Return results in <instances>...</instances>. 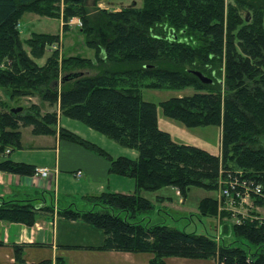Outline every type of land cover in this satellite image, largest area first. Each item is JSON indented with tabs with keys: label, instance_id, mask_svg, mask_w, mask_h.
<instances>
[{
	"label": "trees",
	"instance_id": "16d2710c",
	"mask_svg": "<svg viewBox=\"0 0 264 264\" xmlns=\"http://www.w3.org/2000/svg\"><path fill=\"white\" fill-rule=\"evenodd\" d=\"M141 0L140 8L100 12V29L108 36L99 42L89 24L84 0H0V89L9 101L38 95L60 115L79 121L119 146L136 151V157L111 158L95 144L64 128H56L57 112L43 115L12 112L0 101V154L19 148L20 128L32 135L53 136L76 144L106 159L108 173L129 178L132 194L104 192L87 198L96 211L56 209V215L79 221L102 232L100 250L148 253L149 264H164L167 257L214 260L215 264H264V220L237 216L221 226L220 237L185 233L163 223L150 224L152 204L137 192L173 187L184 198L191 187L216 190L221 173H236L261 185L264 195V0ZM80 21L87 48L94 51L97 73H68L58 78V62L48 57L38 66L22 48L17 29L24 13ZM241 11L248 16L242 17ZM179 35V36H178ZM55 39L33 34L24 42L33 58L43 56L45 44ZM91 68L89 60H62L66 67ZM198 72L210 80L202 83ZM148 83H144L145 80ZM53 84V85H52ZM53 86V87H52ZM192 88L186 96L157 104L143 101L140 88ZM163 116L192 128H220L219 155L192 145L179 144L156 124V108ZM31 109L36 108L30 106ZM34 166L0 157V172L31 176ZM217 201L203 198V217L230 218L217 211ZM51 206L31 200L0 201V221L32 225L39 217L51 218ZM256 215V214H252ZM233 237L225 242L228 237ZM15 260L19 246H12ZM57 258L55 264H63ZM36 264H51L42 261Z\"/></svg>",
	"mask_w": 264,
	"mask_h": 264
},
{
	"label": "rangeland",
	"instance_id": "374dc122",
	"mask_svg": "<svg viewBox=\"0 0 264 264\" xmlns=\"http://www.w3.org/2000/svg\"><path fill=\"white\" fill-rule=\"evenodd\" d=\"M263 1V0H262ZM225 5H233L231 0H224ZM84 5L87 9L89 24L94 26L96 35L99 36V42L104 44L107 40V34L100 29V23L104 18L100 12L102 10L106 12H115L123 8H140L141 0H84ZM63 5L60 4L59 9L56 11L55 17H47L42 15H36L32 13H24L18 20L17 29L19 33V39L22 42V48L25 50L31 60L34 61L38 66H42L46 58H56L58 62V78L54 81V87L58 90L60 88V78L68 73H80L83 76H94L98 71L96 69L97 63L94 60V51L87 48L85 45L84 38L80 33L81 24L80 21L75 17L68 18L64 21L62 17ZM242 17H247L246 11H241ZM264 25V17H263ZM33 34H44L54 37L53 41L49 44H45L41 49L43 56L39 58H33L29 55V50L24 44ZM179 36V35H178ZM79 57L89 60L91 68L87 67H66V70L59 69L61 61L68 58ZM264 71V68H263ZM149 80H145L144 83H148ZM52 86V87H53ZM140 94L143 101L157 104L160 101L169 99L171 97L186 96L193 93V89L186 87L181 89H149L140 88ZM0 101L6 103L12 109L20 108L18 111L20 115L31 114L43 115L45 112L56 111L59 112L55 106H50L46 102L40 100L38 95L34 96H19L14 97L11 101L8 100L0 89ZM30 106L37 107L36 112L31 109ZM60 123L62 127H68L71 131L85 140L94 143L96 146L103 147L111 156L118 157L123 156L129 159L136 157V151L131 148L119 146L114 141L108 139L102 134L89 129L79 121L70 119L68 117H60ZM156 124L157 127L166 132L172 141L192 145L198 148H202L208 153H216L219 146V127L218 126H199V127H186L182 123L167 118L162 115L160 109L156 108ZM30 127L20 128L19 148H16L10 152L11 156H7V150L0 154L3 156L10 157L9 159H33L37 156V153L27 152L25 148L19 150L22 144L30 143L32 138ZM39 142V141H38ZM217 154L216 156H218ZM237 173H241L239 170ZM220 173V172H219ZM230 175L235 174L233 172H227ZM240 176V179L244 180L248 185L245 191L238 192V197H219V190H223L224 185L220 186L219 182L222 181L220 174L216 181V190H205L198 187H191L185 194L184 198L179 192L173 187H162L155 191H143L137 192L141 197L147 199L153 206V211L149 216V223H163L165 226L184 231L185 233H193L195 235H206L209 237H216L218 241L220 237L221 226L224 223L233 224L237 221V216L241 218L248 217L249 219H263L264 220V195L256 194L255 186L261 188V185L254 183L251 180L245 179ZM127 182L133 181L129 178ZM262 191V188H261ZM134 192V188H133ZM132 192V193H133ZM131 193V194H132ZM203 198H212L217 201V211L224 210L230 214V218L220 219L217 217H203L198 213L199 202ZM9 201V200H8ZM20 201V200H19ZM88 202V201H87ZM77 209H86L96 211L91 202L86 205H79L77 201ZM86 207V208H83ZM82 210V211H87ZM252 214H256L255 216ZM233 237H228L225 242H229ZM226 242V243H227Z\"/></svg>",
	"mask_w": 264,
	"mask_h": 264
},
{
	"label": "crops",
	"instance_id": "0c3cea01",
	"mask_svg": "<svg viewBox=\"0 0 264 264\" xmlns=\"http://www.w3.org/2000/svg\"><path fill=\"white\" fill-rule=\"evenodd\" d=\"M60 117L62 115L57 114L56 128H64L75 134L72 129L62 127ZM31 136L30 143L22 144L19 150L25 148L27 152L37 153V156L11 161L29 164L35 169H46L47 174L40 177L0 172V201L28 199L38 207L51 206L53 215L51 218L41 216L30 226L0 221V264H19L12 246L21 247L20 259L24 264L46 260L55 264L57 258L62 259L63 264H149L151 255L148 253L98 249L103 240L100 230L56 215V209L79 210L77 201L79 205H86L89 204L87 198L104 192L131 194L134 185L127 182V178L109 174V163L103 157L76 144L59 140L57 134ZM210 154H219V146L216 153ZM7 156H11L10 152ZM77 172L79 176H76ZM164 264H215V261L167 257Z\"/></svg>",
	"mask_w": 264,
	"mask_h": 264
},
{
	"label": "built area",
	"instance_id": "2783aa9c",
	"mask_svg": "<svg viewBox=\"0 0 264 264\" xmlns=\"http://www.w3.org/2000/svg\"><path fill=\"white\" fill-rule=\"evenodd\" d=\"M221 173L220 172V177H221V180L219 182L220 186L223 184L224 185V188L223 190H219V197H228L229 195H231L232 197H238V194H239V190L241 188H244L242 189L241 191H245V188L248 186L244 180L240 179V174L239 173H235V174H229V173H225V176H221ZM47 174V170L46 169H34V172H33V175L35 176H40V177H45ZM80 173L77 172L76 173V176H79ZM254 188H256V194L257 195H260L261 194V188L258 187V186H255ZM245 193H247V191H245Z\"/></svg>",
	"mask_w": 264,
	"mask_h": 264
},
{
	"label": "water",
	"instance_id": "95a60500",
	"mask_svg": "<svg viewBox=\"0 0 264 264\" xmlns=\"http://www.w3.org/2000/svg\"><path fill=\"white\" fill-rule=\"evenodd\" d=\"M192 73H193V75H195L199 79L200 82L210 83V80L207 79L206 77L202 76L200 73H198V72H192ZM19 110H20V108H16V109H12L11 111L12 112H18Z\"/></svg>",
	"mask_w": 264,
	"mask_h": 264
}]
</instances>
